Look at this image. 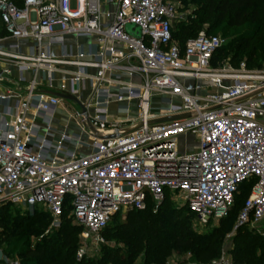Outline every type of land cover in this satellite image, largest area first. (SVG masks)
Returning <instances> with one entry per match:
<instances>
[{
  "label": "built area",
  "instance_id": "1",
  "mask_svg": "<svg viewBox=\"0 0 264 264\" xmlns=\"http://www.w3.org/2000/svg\"><path fill=\"white\" fill-rule=\"evenodd\" d=\"M179 3L0 0V206L42 208L51 229L67 215L82 228L77 259L110 244L105 231L118 214L156 211L169 197L207 226L230 214L242 185L250 193L233 233L248 226L264 237V69L215 65L225 39L206 30L182 47L173 35ZM86 82L81 133L60 130L54 112L64 99L48 91L79 98ZM154 93L178 103L153 115ZM111 101L126 113L135 101L139 113L111 118ZM181 114L189 116L148 123ZM186 133L198 148L181 154ZM0 264L20 260L0 246ZM198 264L238 263L223 252Z\"/></svg>",
  "mask_w": 264,
  "mask_h": 264
},
{
  "label": "trees",
  "instance_id": "2",
  "mask_svg": "<svg viewBox=\"0 0 264 264\" xmlns=\"http://www.w3.org/2000/svg\"><path fill=\"white\" fill-rule=\"evenodd\" d=\"M202 1L204 6L198 10L196 17H191L190 26L182 31L189 37L197 29L196 35L181 41L184 35L182 34L180 38L175 37L173 29L175 40L184 47L189 39L196 37L202 31L201 28L205 24L214 28L225 19L229 28L240 27L249 23L252 28L232 44L238 45L232 60L235 61L242 54L246 58V64L249 68L259 69L258 67L252 68L253 66L249 64H255L264 57V0ZM225 49L227 48L224 45L216 53L215 65L218 64V58L221 57L222 51ZM249 193V186L242 185L240 192L236 195V201L230 214L220 220L222 223L220 226L206 234L190 228L189 223L190 220L194 219V216L188 208L182 207L181 211H168L167 213L171 215L174 224L171 233L173 237L170 238L173 240L174 249L190 251L193 258L202 260L200 262L217 258L220 255L223 237L227 232L224 227L228 224L229 231L234 228L238 214ZM171 203V198L168 197L156 211L152 204L144 211H130L125 216L126 220L119 225L113 223L116 218L122 215H116L105 231V236L109 242L124 244L128 251L122 253L121 247L109 251L110 244L105 245L101 249L102 257L97 262L94 260L76 261L82 228L74 225L72 219L68 218L67 215L64 217L62 226L56 229L53 235H46V229L51 223V216L42 208H36L31 213L28 209L12 205L0 206V246L10 256H17L20 259V264H135L137 252H141L145 248L146 253H149L152 247H157V250L153 252V262L159 263L163 260L160 258L161 253L167 249L162 247L165 242L163 235L167 230L159 219ZM22 209L24 212L21 213L20 210ZM6 212H11L10 215L13 214L9 220H6ZM144 220L147 228L141 230L140 225ZM34 234H42V239L39 240L36 247L31 246V239L27 237ZM141 234L144 237L149 236L146 238L149 242L146 246L132 243L139 240ZM234 240L236 246L231 251V256L236 263L264 264V237L253 232L248 226H243L234 234ZM17 243L21 244H19V250L16 251L11 245H17Z\"/></svg>",
  "mask_w": 264,
  "mask_h": 264
},
{
  "label": "rangeland",
  "instance_id": "3",
  "mask_svg": "<svg viewBox=\"0 0 264 264\" xmlns=\"http://www.w3.org/2000/svg\"><path fill=\"white\" fill-rule=\"evenodd\" d=\"M204 6V2L202 0H180L179 7H178V13L180 15V19L176 20L174 22V33L175 37L180 38V36L183 34V38L181 41H185L188 38L195 36L197 33V29H195V32L192 36H188V34H184L182 31H184L188 26L191 24V17H196L198 15V10L201 9ZM227 20H223L220 22L216 27L211 28L209 24H205L201 30H206L212 35L220 36L223 39H225V50L222 51V55L220 58H218V65L223 67L225 65H232L234 67L240 66L242 63H246V58L240 54L235 61L232 60L233 55L237 51V44L232 45L240 36L245 34L250 28H252V25L249 23L240 26V27H235V28H229L227 26ZM0 26L1 20H0ZM183 43V42H182ZM262 64V65H261ZM250 66H253L252 68H259V69H264V57L262 58L261 61L256 62L255 64H249ZM203 82L200 81L198 82V87H202ZM204 86V85H203ZM207 86V85H206ZM206 86L204 87V90H206ZM88 98H83V100H87ZM170 103L177 104L178 101L167 95V94H162V93H154L151 100H150V113L155 115V114H160L161 112L164 111L165 108L170 107ZM81 108L79 104H77L74 101L66 100L64 99L63 103L60 105V110L59 114L57 115L56 119V124L58 125H63L65 123L69 124V127L71 129H76V120L77 116L80 113ZM119 112H122L121 109L119 108H114L111 109L108 114L111 118H118L116 116ZM139 113V110H138ZM137 113V114H138ZM84 140L87 141V137H84ZM177 148L179 153L184 154L186 152H192L198 148V138L197 135L194 133H186V134H181L178 139H177ZM82 151L81 153H84L85 150H80ZM87 151V150H86ZM178 195V194H177ZM171 204L169 207L166 208V212L163 213V216L160 217V221L162 222L164 228L167 230L166 233L163 235L164 243L162 245L163 248H167L165 252L161 253L160 258L163 260L159 263H154V255L153 252L157 250V247H152L151 251L149 253H146L145 248L141 250V252H137V257L135 259V264H198L202 260H196L193 258V255L190 251H185V250H175L173 247V240L170 239L173 236H171L172 230L174 228L173 220H171V215L167 213L168 211H174V210H180L182 207L180 206V203H176L174 199H171ZM13 211V210H12ZM20 212H24V210H20ZM11 213V212H9ZM8 212H6V220H9L12 215H10ZM32 213V211H31ZM167 213V214H166ZM171 213V212H170ZM127 215V214H126ZM126 215L119 216L114 220V225L117 224L119 225L120 223L124 222L126 220ZM234 218V217H233ZM171 220V221H170ZM144 223V224H143ZM140 225L141 230H145L147 228L145 220L143 221ZM190 228L196 232H200L203 234L211 232L215 227L220 226L222 223L221 221H212L209 225L207 226H199L195 219L190 220ZM224 229H227V232L225 233L223 237V241L221 243V250L220 254L223 252H228L231 254V251L235 248L236 242L234 240V233L232 228L230 231L228 230V224ZM46 235H53L55 233L56 229H51V223H49L47 229H46ZM145 232V231H144ZM140 239L133 241L132 243L137 244V245H143L146 246L148 244V240L146 239L149 236L144 237L142 234L139 235ZM29 239H31V246L36 247L37 243L39 240L42 239V234H34V235H29L27 236ZM25 240V239H24ZM21 244V243H19ZM17 243V245H11L14 246L15 250H19L20 245ZM80 246V245H79ZM117 247L122 248V253H126L127 247L124 244L110 241V245L108 247L109 251L110 249H115ZM106 252V251H105ZM13 258H18L17 256H12ZM102 257V250H99L97 252H92L88 255H86L82 259H77L76 256V261H88V260H94V262H97L100 258ZM20 260V259H19Z\"/></svg>",
  "mask_w": 264,
  "mask_h": 264
},
{
  "label": "crops",
  "instance_id": "4",
  "mask_svg": "<svg viewBox=\"0 0 264 264\" xmlns=\"http://www.w3.org/2000/svg\"><path fill=\"white\" fill-rule=\"evenodd\" d=\"M67 42H68V43H78V44L81 45V47H82L84 50H87V49H89V48H91L92 50H95V49L97 48V46H96V41H95L94 39H91V38H79V39H77V38L70 37V38H67ZM28 75H29V74H28ZM112 90H115V91H116L115 88H112ZM90 95H91V84H90L89 82H86V84H85V89L81 91L79 98H78V97H77V98H78L81 102H84L85 100H83V98H89ZM63 101H64V100H63ZM63 101H62V103H63ZM62 103H61V104H62ZM61 104H60V105H61ZM114 108H120V109H122L121 106H120V104L116 103L115 101H111L110 104H109V106L107 107L108 112H109L111 109H114ZM59 110H60V106H58V107L56 108L55 112H54V120H55V124H56V119H57L56 117H57V115L59 114ZM122 110H123V109H122ZM92 111L94 112V110H91V112H92ZM137 113H138V109H137V107H136V103H135V101H132V102L130 103V112H129V113H126L125 111H124V112H119L116 116H118L120 119H127V118H131V117H136V116H137ZM66 124H68V123H65L64 126H65ZM68 125H69V124H68ZM56 126H57L60 130H62V129L64 128L63 125L61 126V125L56 124ZM69 131H70V132H73V133H78V134L81 133L80 129L77 128V126H76V129H71V128L69 127ZM103 134H107L106 131H105V132L103 131Z\"/></svg>",
  "mask_w": 264,
  "mask_h": 264
},
{
  "label": "water",
  "instance_id": "5",
  "mask_svg": "<svg viewBox=\"0 0 264 264\" xmlns=\"http://www.w3.org/2000/svg\"><path fill=\"white\" fill-rule=\"evenodd\" d=\"M1 75V72H0ZM48 93L52 94V95H56L58 97H60L61 99H66V100H70V101H74L77 104H79L82 112L84 114H86L87 110H86V106L75 96H69L60 92H56V91H48ZM189 114H181V115H173V116H166V117H160V118H155L153 120H150L148 123L149 124H153V123H159V122H164V121H169V120H176V119H180V118H186L188 117ZM142 124H137L136 126L129 128L127 130V132H132L134 130H136L137 128H139Z\"/></svg>",
  "mask_w": 264,
  "mask_h": 264
},
{
  "label": "bare ground",
  "instance_id": "6",
  "mask_svg": "<svg viewBox=\"0 0 264 264\" xmlns=\"http://www.w3.org/2000/svg\"><path fill=\"white\" fill-rule=\"evenodd\" d=\"M106 131L107 134H111L110 131L104 130V132ZM103 132V131H102Z\"/></svg>",
  "mask_w": 264,
  "mask_h": 264
}]
</instances>
